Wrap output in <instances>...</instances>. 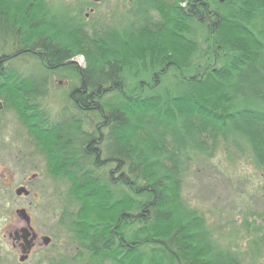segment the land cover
Returning <instances> with one entry per match:
<instances>
[{
  "label": "trees",
  "instance_id": "obj_1",
  "mask_svg": "<svg viewBox=\"0 0 264 264\" xmlns=\"http://www.w3.org/2000/svg\"><path fill=\"white\" fill-rule=\"evenodd\" d=\"M165 3L132 0L113 28L80 5L0 0V117L56 186L53 236L74 264H243L183 187L219 151L264 172V0H177L168 16ZM58 73L76 84L52 114Z\"/></svg>",
  "mask_w": 264,
  "mask_h": 264
},
{
  "label": "rangeland",
  "instance_id": "obj_2",
  "mask_svg": "<svg viewBox=\"0 0 264 264\" xmlns=\"http://www.w3.org/2000/svg\"><path fill=\"white\" fill-rule=\"evenodd\" d=\"M46 1L57 9L83 6L81 13L88 25L114 28L130 20L129 0ZM163 1L168 16L177 0ZM72 61L79 68L86 66L83 56ZM34 62L30 59L27 65ZM75 84L67 73L50 77L44 99L50 113L67 109L68 94ZM22 133L12 113L0 117V264H74V250L65 237L53 236L59 216L53 201L56 186L44 175L40 159L26 161ZM195 166L184 183L183 198L203 217L211 239L221 250L239 255L243 264H264V172L247 156L229 157L221 151L207 163ZM20 187L29 195L17 196L15 191ZM23 211L31 218L34 231L50 238V244L44 246L40 241L22 263L12 236L25 226Z\"/></svg>",
  "mask_w": 264,
  "mask_h": 264
},
{
  "label": "flooded vegetation",
  "instance_id": "obj_3",
  "mask_svg": "<svg viewBox=\"0 0 264 264\" xmlns=\"http://www.w3.org/2000/svg\"><path fill=\"white\" fill-rule=\"evenodd\" d=\"M129 1L132 2V0ZM21 214L22 218L25 220V226L19 228V231L15 232V234L12 236V239L14 241V246H16L22 254V256L19 258V262L23 263L35 248L36 244H39L41 241L44 246H48L50 244V238L36 233L31 226V218L24 211Z\"/></svg>",
  "mask_w": 264,
  "mask_h": 264
},
{
  "label": "water",
  "instance_id": "obj_4",
  "mask_svg": "<svg viewBox=\"0 0 264 264\" xmlns=\"http://www.w3.org/2000/svg\"><path fill=\"white\" fill-rule=\"evenodd\" d=\"M15 194L17 196H28L29 192L26 190V188L24 187H20L18 188L16 191H15ZM23 213V212H21ZM47 242H48V239H47ZM29 245V244H28ZM29 249H30V246H29Z\"/></svg>",
  "mask_w": 264,
  "mask_h": 264
}]
</instances>
